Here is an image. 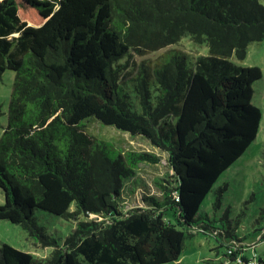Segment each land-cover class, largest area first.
<instances>
[{
	"label": "trees",
	"instance_id": "1",
	"mask_svg": "<svg viewBox=\"0 0 264 264\" xmlns=\"http://www.w3.org/2000/svg\"><path fill=\"white\" fill-rule=\"evenodd\" d=\"M182 37L205 44L207 54L189 58L169 48L153 61L128 63L132 52ZM262 39L260 0H0V79L14 71L7 110L0 108V219L51 247L41 259L1 242L0 264L174 262L194 233L217 240L210 228L225 243L214 248H224L218 262L206 264H264L236 248V224L204 222L198 212L259 131L262 111L252 98L262 70L232 57L243 59L248 44ZM90 120L166 152L171 172L153 179L158 195L124 209L139 164L159 157L96 137ZM37 212L66 220L69 230L48 228Z\"/></svg>",
	"mask_w": 264,
	"mask_h": 264
},
{
	"label": "rangeland",
	"instance_id": "2",
	"mask_svg": "<svg viewBox=\"0 0 264 264\" xmlns=\"http://www.w3.org/2000/svg\"><path fill=\"white\" fill-rule=\"evenodd\" d=\"M264 3V0H260ZM169 48L180 50L189 58L204 54L208 50L205 44L194 45L188 37H182L177 43L171 44L165 48L144 55H138L132 52L128 56V63H139L141 60L153 61ZM232 61L239 65H257L262 70V77L253 83L254 94L252 101L261 108L262 118L260 128L255 140L249 145L244 153L228 167L218 178L212 190L203 200L199 214L204 222L211 220L220 225L236 224L238 237L241 241L237 243L236 248L242 247L247 250V257L257 261V256L264 259V218L260 217V209L264 208V39L254 41L248 44L246 56L243 59L232 57ZM14 71L5 70L0 79V108L4 112L7 110V104L11 92ZM6 122V114L0 116V133L2 125ZM87 129L96 137L109 140L115 146L123 150H134L155 154L159 157L158 163H140L136 172L139 182L136 184V191L131 192L129 184L125 187L124 209H127L139 203L140 197L148 195H158L157 189L153 183L155 178H167L171 170L167 163V154L165 151L155 147L151 142L141 135H131L130 133L117 129L111 125L101 124L97 120L87 122ZM225 185L220 196V205L213 206V201L217 194V189ZM3 202V195L0 189V203ZM44 213L37 212L39 221L45 223L52 229L53 224L56 229L66 233L69 228V222L64 219L46 218ZM206 218H208L206 220ZM46 219L52 220L48 223ZM174 221V219H172ZM175 222V221H174ZM198 226H196L197 230ZM194 228L191 231L194 232ZM228 228L227 230H230ZM212 234L219 236L217 240L210 233L196 232L193 236L185 239L184 248L177 261L165 262L160 264H206L208 260L216 261L220 258L224 248L220 252L214 248L219 244H224L221 230L210 228ZM29 234L19 224L11 223L8 220L0 219V243L7 242L10 245L21 250L30 252L37 258H45L50 255L51 247L45 246L40 241L36 232ZM230 246V249H233Z\"/></svg>",
	"mask_w": 264,
	"mask_h": 264
}]
</instances>
